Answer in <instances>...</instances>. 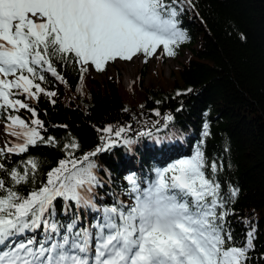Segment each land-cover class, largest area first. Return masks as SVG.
<instances>
[{
	"label": "snow or ice",
	"instance_id": "snow-or-ice-1",
	"mask_svg": "<svg viewBox=\"0 0 264 264\" xmlns=\"http://www.w3.org/2000/svg\"><path fill=\"white\" fill-rule=\"evenodd\" d=\"M196 7L194 0H0V264H251L255 228L237 243L228 217L239 189L222 191V165L204 150L207 121L192 154L145 175L130 172L121 195L98 155L145 141L157 152L173 145L174 116L139 129H97L101 143L84 152L75 137L61 145L48 135L38 109L42 97L56 103L52 81L67 84L69 67L83 81L120 61L175 57L189 39L182 20ZM39 146L63 154L46 171L30 153Z\"/></svg>",
	"mask_w": 264,
	"mask_h": 264
},
{
	"label": "trees",
	"instance_id": "trees-1",
	"mask_svg": "<svg viewBox=\"0 0 264 264\" xmlns=\"http://www.w3.org/2000/svg\"><path fill=\"white\" fill-rule=\"evenodd\" d=\"M194 2L195 11L182 20L189 39L171 58L184 51L189 54L171 76L161 69L152 71L148 62L129 87L121 75L100 79L85 73L81 81L80 73L69 67L65 69L67 84L52 81L51 90L58 93L56 103L41 98L40 118L46 122L47 134L57 137L61 145L75 137L86 152L101 143L97 129L124 124L139 129L172 114L173 145L157 152L145 141L131 152L117 147L98 155L101 167L110 170L111 186L121 195L124 177L130 172L145 175L192 154L207 121L211 135L204 138V150L210 161L222 165L217 174L222 191L239 189L230 205L231 228L237 243L249 227L255 228L251 264H264V0ZM241 33L246 39H241ZM156 58L162 66L170 59L162 54ZM177 92L186 94L177 96ZM156 110L161 116L155 115ZM30 153L43 162L45 171L63 155L49 146L30 149Z\"/></svg>",
	"mask_w": 264,
	"mask_h": 264
},
{
	"label": "rangeland",
	"instance_id": "rangeland-1",
	"mask_svg": "<svg viewBox=\"0 0 264 264\" xmlns=\"http://www.w3.org/2000/svg\"><path fill=\"white\" fill-rule=\"evenodd\" d=\"M189 51H184L182 55H180L178 58H171L167 59L168 61L164 64V66L160 65L161 62L157 60L156 57L159 56V54L156 57H153L149 60L151 65V70H163L166 72L167 76H171V71L175 68H181L184 61H186L188 57ZM145 63H142L141 59H134L133 62H124L120 61L115 64L109 65L105 71H102V74L99 75L97 71L90 70L88 72L89 75H94L100 79H109L111 77L121 75L123 84L125 86H131L137 75L139 74V71L141 67ZM149 76L146 78V82H148ZM4 136L2 134V131H0V141H3Z\"/></svg>",
	"mask_w": 264,
	"mask_h": 264
}]
</instances>
